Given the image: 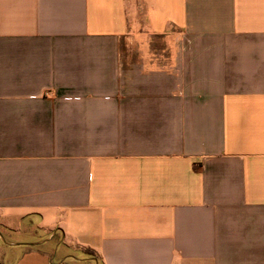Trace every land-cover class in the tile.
<instances>
[{
  "label": "crops",
  "instance_id": "crops-1",
  "mask_svg": "<svg viewBox=\"0 0 264 264\" xmlns=\"http://www.w3.org/2000/svg\"><path fill=\"white\" fill-rule=\"evenodd\" d=\"M0 264H264V0H0Z\"/></svg>",
  "mask_w": 264,
  "mask_h": 264
},
{
  "label": "trees",
  "instance_id": "trees-1",
  "mask_svg": "<svg viewBox=\"0 0 264 264\" xmlns=\"http://www.w3.org/2000/svg\"><path fill=\"white\" fill-rule=\"evenodd\" d=\"M86 251H87V255L88 256H90V257H96V254H95V252L93 250L87 249Z\"/></svg>",
  "mask_w": 264,
  "mask_h": 264
}]
</instances>
